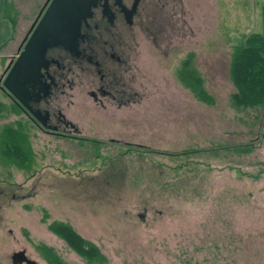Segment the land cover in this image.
I'll return each instance as SVG.
<instances>
[{"label":"rangeland","instance_id":"rangeland-1","mask_svg":"<svg viewBox=\"0 0 264 264\" xmlns=\"http://www.w3.org/2000/svg\"><path fill=\"white\" fill-rule=\"evenodd\" d=\"M147 10L131 54L139 103L82 112L99 117L84 130L98 143L24 131L0 88V130L24 137L18 159L0 151V264L18 252L49 264L43 248L65 264H264V108H233L230 79L235 48L264 33V0ZM188 72L211 105L181 81ZM61 224L104 261L71 249L51 230Z\"/></svg>","mask_w":264,"mask_h":264},{"label":"flooded vegetation","instance_id":"flooded-vegetation-1","mask_svg":"<svg viewBox=\"0 0 264 264\" xmlns=\"http://www.w3.org/2000/svg\"><path fill=\"white\" fill-rule=\"evenodd\" d=\"M48 3L44 1L39 13ZM150 7L151 0L96 1L81 21L76 50L49 49L46 67L36 82L26 87L21 104L3 91L16 112L12 114L22 118L24 131L95 144L100 141L99 135H86L84 130L98 131L95 120L99 121V117L93 116L95 113L84 116L82 112L120 111L137 105L139 91L131 74V54L138 45V27L151 17L147 10ZM8 65L0 75L1 84ZM112 137L109 142H117Z\"/></svg>","mask_w":264,"mask_h":264},{"label":"trees","instance_id":"trees-1","mask_svg":"<svg viewBox=\"0 0 264 264\" xmlns=\"http://www.w3.org/2000/svg\"><path fill=\"white\" fill-rule=\"evenodd\" d=\"M230 79L236 90L231 96L233 108L237 110L264 108V33L246 37L244 43L235 48L230 65ZM181 81L201 101L208 105L212 104V98L202 90L198 79L191 72L183 76ZM23 139L20 129L8 125L1 129L0 151L3 158L21 157L24 153ZM51 230L77 254L85 257L88 263L104 261L100 252L82 240L71 227L61 224L52 227ZM42 250L49 264H65L52 250L47 248Z\"/></svg>","mask_w":264,"mask_h":264},{"label":"water","instance_id":"water-1","mask_svg":"<svg viewBox=\"0 0 264 264\" xmlns=\"http://www.w3.org/2000/svg\"><path fill=\"white\" fill-rule=\"evenodd\" d=\"M98 0H48L39 13L18 54L11 59L2 79V90L18 103L27 94L26 87L35 83L47 65L46 53L55 47L74 52L80 24ZM142 218V215L139 216ZM12 264H34L24 252L14 253Z\"/></svg>","mask_w":264,"mask_h":264},{"label":"crops","instance_id":"crops-1","mask_svg":"<svg viewBox=\"0 0 264 264\" xmlns=\"http://www.w3.org/2000/svg\"><path fill=\"white\" fill-rule=\"evenodd\" d=\"M37 1L39 0H0L1 66L4 67V64L5 66L8 65L10 60L18 54L36 18L38 11L37 7L40 4ZM40 7L38 9H40ZM24 9H26V11H23Z\"/></svg>","mask_w":264,"mask_h":264}]
</instances>
